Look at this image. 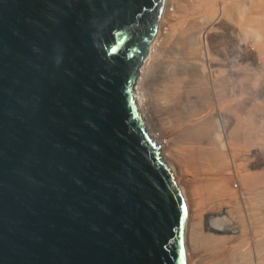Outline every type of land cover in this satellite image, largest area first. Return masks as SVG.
I'll return each mask as SVG.
<instances>
[{
  "label": "water",
  "instance_id": "1",
  "mask_svg": "<svg viewBox=\"0 0 264 264\" xmlns=\"http://www.w3.org/2000/svg\"><path fill=\"white\" fill-rule=\"evenodd\" d=\"M165 4L0 0V264H187L133 99Z\"/></svg>",
  "mask_w": 264,
  "mask_h": 264
},
{
  "label": "bare ground",
  "instance_id": "2",
  "mask_svg": "<svg viewBox=\"0 0 264 264\" xmlns=\"http://www.w3.org/2000/svg\"><path fill=\"white\" fill-rule=\"evenodd\" d=\"M261 1L263 0H231L232 3L230 5V1L226 2V6L224 9L222 8V12L224 10L228 12L233 9L237 10L238 12L245 13L247 15V17L244 16L246 19L244 20L245 24L252 26L256 23H259V19H261L259 18L260 14H264V3L261 5ZM246 5L248 7H246ZM158 31L157 34L159 33ZM155 39H157V36H155L153 41L150 43L148 54L139 68L138 76L135 79L133 85V99L143 122L145 132L152 139V141H154L155 144L159 146L160 155L161 150L165 151V149H167L170 151L169 157L176 161H182V163H185V165L203 163L202 165H204V167L208 166L209 168V166L216 164V162H218L217 164H219V162L221 164L222 160H226V155H229L228 159L230 160V163L235 161L236 158V160H238L239 158H235V156L243 155V150H245L243 148L245 147L246 149H249L248 151L245 150L247 152H261L260 150L263 144L258 146L256 150V145L254 144V148L252 146V149L254 150L252 151L250 147H247L248 143L245 144V141L248 139L245 138L243 131L247 130V127L245 126V119L248 118V116L246 117V113H248V111L246 106L244 105L245 108L243 106V100H245V98L243 99V96L248 94L249 91V93H251V91L254 89V87H252L253 84L252 86L250 83V86H247L248 84L246 85V82L248 81L247 79H249L248 74H250L245 70L246 68L237 66L235 64L234 67L224 68L225 66H221L224 65L222 62L223 60L218 61L215 59L213 60L212 58H210V60L206 55H204L206 57L202 55V50L201 53L199 49H196L199 51H194L197 52L195 56H193L194 54H189L193 56H189V58H187V55L185 56V61H182L184 62V65L182 64V70L178 69L177 71L174 69L176 71H172V69L175 67L169 69L163 64V66H152L153 68L151 69L147 62L149 61L150 55L153 53V46L156 44ZM182 45L184 47V44ZM200 46H202V44ZM175 47V50H177V47L179 48L180 45H175ZM180 51L178 52L177 50L179 54ZM259 51L263 53L264 58V48L259 49ZM153 55L154 54L151 56ZM215 62L217 65L219 64V67H212L213 63ZM170 66L172 65H169V67ZM192 68L194 70H192ZM190 69L191 72H189ZM190 74L192 75L191 77H195L190 79L193 80V85L189 81L192 87L190 85L188 89H185L186 87L182 88L181 85L185 86V84H188V82H182V79L185 77L187 78V76ZM252 74L253 73H251V75ZM192 88L199 90L197 93L206 94L207 103L206 105H201V107H198L199 109L192 107L190 104L189 100L192 98L190 96L192 95V92H194ZM196 95L193 94V96ZM186 99H188L189 102H186ZM199 99L201 101V97ZM251 99H254V97ZM193 101L191 102L192 105ZM251 101L253 104V100ZM183 102H186L190 105L186 104L183 106ZM203 103L205 104V102ZM252 104L249 106H252ZM259 112L260 111H258V113ZM248 122L252 126L251 129H253V126L256 127V124L253 123V120ZM257 126L263 129L264 134V119L259 124H257ZM247 131L250 132V130ZM252 131H254V129ZM252 131L250 133H252ZM261 138L263 139L264 135L263 137L261 136ZM256 143H258L257 140ZM245 154L246 153H244V155ZM244 159L245 157L243 160ZM164 162L167 166H169L166 161ZM205 163L207 164L206 166ZM224 163L226 164V162L223 161V164ZM223 164H221V166ZM202 165H200V167ZM169 167L172 169L171 165ZM221 172L223 173V171ZM207 174L205 176H207ZM209 175L208 177H210ZM262 176H264V174ZM262 176L260 178H262ZM253 178L254 177H252V179ZM215 188V190H217V187ZM211 191L213 192L214 190L211 189ZM213 194L216 193L214 192ZM244 194L245 196L244 198L242 197V202L240 201L241 203H238V205L242 207L240 211H244L245 218L243 220H237L232 216V218L229 217L228 214L230 213L231 209L226 207L221 209L220 212H215L216 210H208L209 212H201L200 215L199 212V220H194L195 222L188 225L187 217L189 213L187 207V216L184 223L183 234L187 264H264V180L260 181V185L255 187V189L253 188L251 191L248 190ZM202 200L203 199H201V201ZM185 203L187 205L186 199ZM205 210L207 209H204V211ZM191 254L197 258V260L193 263L190 261Z\"/></svg>",
  "mask_w": 264,
  "mask_h": 264
},
{
  "label": "rangeland",
  "instance_id": "3",
  "mask_svg": "<svg viewBox=\"0 0 264 264\" xmlns=\"http://www.w3.org/2000/svg\"><path fill=\"white\" fill-rule=\"evenodd\" d=\"M228 1H230L229 2V5H230L232 3L231 0H166L165 10L159 22V26H158L159 33L156 35L157 39H155L156 44H154L153 46L152 54L154 55L151 56L152 55L151 54L150 55L151 58L149 57V61L147 62V64L149 65L151 69L153 68L152 66L163 64L169 69H172L173 67H175L172 69V71L174 69L178 71V69L180 70L183 69L182 64L184 62L182 61L186 58L185 57L186 55H187V58H189V56L193 57L197 53L194 51L200 50L201 53L203 51L202 55L203 56L206 55L208 59L212 58L213 60L215 59L218 61L223 60L222 62L224 63V65H221V66L223 67L225 66L224 68L234 67V64L237 66L246 68L245 70L250 73L248 74L249 79H247L248 81L246 82V85L248 84L247 86H250V85L252 86L253 84L252 87H254L251 93H249L250 92L249 91L248 94H245L243 96V99L245 98L246 100V101L243 100L244 101L243 106L244 105L246 106L247 111H248V113H246V117L248 116L249 118V119L248 118L245 119L246 121L245 126L247 127V130H250V132L253 129L254 131L250 133L247 130H244L243 132H244L245 138L248 139L245 141L246 142L245 144L248 143L247 147H250L252 151L254 150L252 149V146L254 148V144L256 145L255 150L258 146H261L263 144L261 146V150H260L261 152L259 153L258 152H252V153L247 152L249 149L248 148L246 149L245 145L243 144V146L245 147L243 149L247 150V151L243 150V155L244 153H246L244 155L245 161L243 160L244 158L243 155L241 156L237 155L235 156V158L238 157L239 159L236 160L237 159L236 158L235 161H232L230 163V160L228 159L229 155H226L225 157L226 160L224 159L221 162V164H223V161L226 162V164L224 163L225 165L223 164L221 166L220 162L219 164H217L218 162H216V164H213L209 166L208 168V166H206L207 165L206 163H205L206 167L202 165L203 163L195 164L197 166L192 165V164L191 165L188 164L189 165L188 166L186 164L187 165L186 167L185 163H182V161H176L173 158L169 157V153H170L169 150L167 149H165V151L161 150V156L163 160L166 161L169 166L171 165L172 170L175 174L174 176L176 177L175 180L177 184H179V187H181L183 196L185 197L187 201V207H188V213H189L187 217L188 225L195 222L194 220L198 221L199 215L201 214V212H209L213 210H216L215 212H220L221 209L226 208V207L231 209L230 213L228 214L229 217L232 216L233 218H236L237 220H243L245 218L244 211H240L242 207L238 205V203L240 201L242 202V199L245 196L244 194L245 192H247L248 190L251 191L253 190V188L255 189V187L260 185V181L264 180L263 179L264 176H262L264 174L262 173L264 172V151H263L264 150V138L263 139L261 138V136L263 137L264 134H263V129L257 126V124H259L264 119V58H263V53L259 51V49L264 48V14L263 13L260 14L259 18L261 19H259V23H256L252 26L247 25L244 22V20H246L245 17H247L245 13L238 12L237 10H233V9L228 12L225 10L222 12V10L226 6V2ZM263 3H264V0L261 1V5H263ZM246 7L248 6L246 5ZM200 42L202 46H200L201 45ZM181 43L184 44V47ZM177 44L180 45L179 48L177 47L178 52L181 50L180 54L177 52V50H175L176 49L175 45L178 46ZM186 45H187V48H186ZM196 49H199V50H196ZM172 52L176 55H174ZM183 52H185L186 54ZM189 54L191 55L194 54V55L191 56ZM169 65H172V66L169 67ZM212 67L217 68L219 67V64L217 65L215 62L213 63ZM192 70L194 69L192 68ZM189 72H191V69L189 70ZM251 73H253L254 75L253 74L251 75ZM191 76L192 75L190 74L189 76H187L188 79L186 77L184 78L187 81L182 79L183 80L182 82H188L187 84L188 86L186 84L185 86L181 85L182 88L186 87L185 89H188L191 83L193 85V80H190V79H193L195 77H191ZM193 91L194 92H192V95L190 97L194 98L196 101L191 98V100H189L191 106L199 109L198 107H201V105L202 106L206 105L207 103L206 94L197 93V91L199 90H197L196 88H194ZM196 93L198 96L196 95ZM193 94L197 96V99H196V96H193ZM257 96H260V97H257ZM200 97H201V101L199 99ZM253 97L255 100L251 99ZM188 99H186L185 101L189 102ZM251 100H253V104L251 103L252 102ZM192 101H193V105L191 103ZM202 101L205 102V104ZM186 102L182 103L183 106L187 104ZM190 104H187V105H190ZM251 104L252 106H249ZM258 111L260 112L258 113ZM252 120H253V123L256 124V127L253 126V129H251L252 126L248 122ZM254 138L258 141V143H256V140ZM200 165H202L201 166L202 168L200 167ZM221 171H223V173ZM209 172H210V175H209ZM206 174L207 176H205ZM208 175L210 177H208ZM254 175L256 176V178ZM260 175L262 176V178H260L261 177ZM252 177L254 178L252 179ZM247 179H248V182H247ZM215 187H217V190H215L216 189ZM209 188H210V191H209ZM203 189H205L206 191ZM211 189H213L214 191L212 192ZM214 192L216 194H213ZM199 198L203 199L202 200L203 202ZM200 207H201V210H200ZM208 207H210L212 210ZM204 209H207V210L204 211ZM196 260L197 258L191 254L190 256L191 263L195 262Z\"/></svg>",
  "mask_w": 264,
  "mask_h": 264
}]
</instances>
